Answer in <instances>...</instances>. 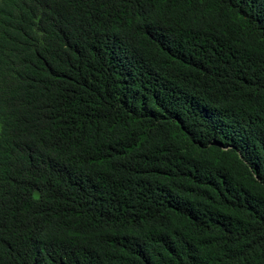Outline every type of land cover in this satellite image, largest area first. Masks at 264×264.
<instances>
[{
  "label": "trees",
  "instance_id": "obj_1",
  "mask_svg": "<svg viewBox=\"0 0 264 264\" xmlns=\"http://www.w3.org/2000/svg\"><path fill=\"white\" fill-rule=\"evenodd\" d=\"M0 264H264V0H0Z\"/></svg>",
  "mask_w": 264,
  "mask_h": 264
}]
</instances>
